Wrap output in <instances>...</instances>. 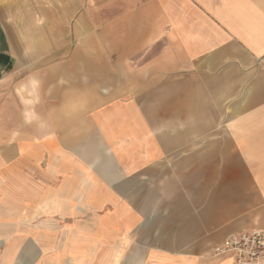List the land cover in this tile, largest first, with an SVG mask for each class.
Masks as SVG:
<instances>
[{
    "label": "crops",
    "instance_id": "1",
    "mask_svg": "<svg viewBox=\"0 0 264 264\" xmlns=\"http://www.w3.org/2000/svg\"><path fill=\"white\" fill-rule=\"evenodd\" d=\"M263 55L264 0H0V264H232L264 231ZM65 76L134 103L65 112Z\"/></svg>",
    "mask_w": 264,
    "mask_h": 264
},
{
    "label": "rangeland",
    "instance_id": "2",
    "mask_svg": "<svg viewBox=\"0 0 264 264\" xmlns=\"http://www.w3.org/2000/svg\"><path fill=\"white\" fill-rule=\"evenodd\" d=\"M65 73H67L65 71ZM80 73V82H83L86 80V77L84 76V73L83 72H79ZM23 75V79H29L31 81L28 82V85L26 86H23V87H18L19 85V81H17L16 85H17V94H21L22 98L21 100L24 99V91L27 90V96L28 100H32L33 102H28L26 104H31L32 108H34L36 106L37 103H35V101L37 102L39 100V96L41 95L40 93V88H39V82L36 83L34 81V72L30 71V72H23L21 73ZM22 76L19 75L17 76V79L18 78H21ZM63 82V89H64V92L63 94L65 95V100L67 101H64V105L62 107V109L65 111V112H73V114L75 115H78L77 112L80 111V114L79 115H84V113L82 112H87L88 110H91L94 109L95 110H102V109H112L114 107H118V106H123L125 104H130L131 102L134 103V99H132L131 97H126L125 96V91H123V94H120V87H117V88H112V89H115L118 93V95L115 97V99L109 101L108 100V97H105V96H110V88L108 87H105L106 85H108V81L105 82L104 86H99V87H96V101L92 104H89V97H88V91H87V88H84L82 86H80L79 88L75 86H72V84H75V82H72L71 83V79H67L66 76L65 78L63 79V81H61V83ZM23 82L20 83V85H22ZM52 86H49L48 87V97H52ZM80 89V92L77 90ZM123 89V88H122ZM69 90H72L74 93L73 95H68L67 96V93L69 92ZM109 90V91H108ZM0 91H1V94H0V101H3V102H0V110H1V115H2V119L5 123H7V110H8V103H7V94H8V88H7V85H5L4 87H1L0 88ZM21 92V93H20ZM129 92H130V88H129ZM79 94V95H77ZM105 94V95H104ZM122 95V96H121ZM114 97V96H113ZM112 97V98H113ZM67 98V99H66ZM109 101V102H108ZM24 101L23 103H21V105L23 104L24 105ZM61 106V104H59ZM1 120V121H2ZM63 120V124H60V126L58 127V131L55 132V128L52 129V132L54 133L53 135H51L50 137L52 136H56L55 133H59V134H63L64 136L66 135H72V134H84L85 131V125L82 124L84 123V119H57L55 118L53 121L54 122H62ZM48 122H50L48 120ZM80 130V131H79ZM78 132H81V133H78ZM96 138H101V136H99L98 134H96ZM100 142V143H99ZM97 143H99V145H103L104 147V142H103V139H100V140H97ZM79 156L81 158H84L83 155H81L79 153ZM216 257V256H215Z\"/></svg>",
    "mask_w": 264,
    "mask_h": 264
},
{
    "label": "built area",
    "instance_id": "3",
    "mask_svg": "<svg viewBox=\"0 0 264 264\" xmlns=\"http://www.w3.org/2000/svg\"><path fill=\"white\" fill-rule=\"evenodd\" d=\"M264 68V55L259 60ZM214 256L232 259V264H264V231L229 236L214 250Z\"/></svg>",
    "mask_w": 264,
    "mask_h": 264
}]
</instances>
